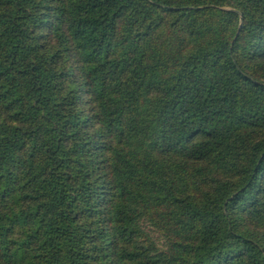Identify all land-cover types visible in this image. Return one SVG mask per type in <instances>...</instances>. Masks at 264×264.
<instances>
[{
  "label": "trees",
  "instance_id": "1",
  "mask_svg": "<svg viewBox=\"0 0 264 264\" xmlns=\"http://www.w3.org/2000/svg\"><path fill=\"white\" fill-rule=\"evenodd\" d=\"M0 264H264V0H0Z\"/></svg>",
  "mask_w": 264,
  "mask_h": 264
},
{
  "label": "rangeland",
  "instance_id": "2",
  "mask_svg": "<svg viewBox=\"0 0 264 264\" xmlns=\"http://www.w3.org/2000/svg\"><path fill=\"white\" fill-rule=\"evenodd\" d=\"M146 230L149 231V233H150L154 238H155V237H159V233H158L156 230H154L153 227L148 226V227L146 228Z\"/></svg>",
  "mask_w": 264,
  "mask_h": 264
}]
</instances>
